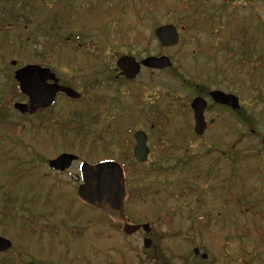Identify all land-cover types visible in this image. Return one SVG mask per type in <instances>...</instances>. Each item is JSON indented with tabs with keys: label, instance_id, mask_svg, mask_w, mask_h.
<instances>
[{
	"label": "rangeland",
	"instance_id": "rangeland-1",
	"mask_svg": "<svg viewBox=\"0 0 264 264\" xmlns=\"http://www.w3.org/2000/svg\"><path fill=\"white\" fill-rule=\"evenodd\" d=\"M222 1L227 3L222 16L210 18ZM255 2L256 8L246 11V0H0V22L9 12L21 16L15 30L0 31V235L14 245L0 254V264H158L156 256L183 264L193 260L195 247L209 254L206 264H264V75L258 74L256 84L248 65L238 71L225 57L228 41L239 37L252 38L254 53L264 54V0ZM247 13L253 16L249 20ZM167 23L177 26L181 38L171 48L161 47L154 35L158 24ZM46 39L53 42L45 51L51 68L78 92L122 55L163 54L173 69L145 73L121 95V105H109L114 90L103 83L80 101L57 100V125L39 128L38 118L30 123L7 107L14 83L8 76L16 69L8 64L12 59L18 67L41 63L46 47L40 42ZM178 73L183 81L174 77ZM196 83L236 94L246 113L210 110L217 122L203 138L187 143L192 134L186 121L192 118L180 108L191 96L186 85ZM137 94L160 101L157 132L168 146L164 155L171 157L164 164L186 158V169L151 173L163 156L151 135L147 172L130 181L135 188L126 213L131 223L151 224L155 248L150 250L143 240L151 234L125 235L122 223L106 220L78 199L80 162L65 172L48 167V160L62 152L89 162L120 157L132 139L128 130L148 132L149 106L138 118L132 101L142 106L143 100L139 105ZM100 95L106 103L96 105ZM80 110L87 111L84 127L62 134V125ZM207 166L212 172L204 187L200 173Z\"/></svg>",
	"mask_w": 264,
	"mask_h": 264
},
{
	"label": "water",
	"instance_id": "water-1",
	"mask_svg": "<svg viewBox=\"0 0 264 264\" xmlns=\"http://www.w3.org/2000/svg\"><path fill=\"white\" fill-rule=\"evenodd\" d=\"M156 36L164 47L175 45L179 36L174 26L164 25L156 30ZM11 64L16 66V62ZM142 64L150 68H166L171 66L168 57H148L142 61ZM118 66L123 74L133 78L140 70L141 65L130 56H123L118 60ZM15 79L20 85L21 92L29 97V103H16L15 108L21 113H34L37 109L49 106L55 99L58 92H63L71 98H78L79 94L69 87L60 86L57 83L55 74L49 68H43L39 65H27L15 72ZM48 80H53V84H48ZM211 96L216 103L225 104L232 108H239V100L233 94H226L222 91H213ZM207 102L202 97H196L192 101V109L195 116V131L201 135L204 133L206 123L204 120V110ZM136 145L134 155L139 162H145L149 154L147 146V136L143 131L135 133ZM77 156L69 153H63L57 158L50 160L49 166L55 170H65L69 168ZM82 183L78 188L80 199L93 208L102 211L105 215L114 220L125 221L123 232L132 235L142 229L145 233L151 230L150 224H130L126 222L125 215V180L122 167L115 161H103L91 165L83 162L80 167ZM152 245L150 238L144 239V247L149 248ZM12 246L10 240L0 236V253L6 252ZM199 253L198 249H195ZM207 258V254H203Z\"/></svg>",
	"mask_w": 264,
	"mask_h": 264
},
{
	"label": "flooded vegetation",
	"instance_id": "flooded-vegetation-1",
	"mask_svg": "<svg viewBox=\"0 0 264 264\" xmlns=\"http://www.w3.org/2000/svg\"><path fill=\"white\" fill-rule=\"evenodd\" d=\"M222 2L223 3L220 5V8L216 11L215 14L214 13L211 14L210 15V18L213 17L214 19H216L215 17H217V19H218V18H220L222 16L223 10L227 6L226 1L225 2L222 1ZM246 2L247 3L244 4V7L246 8V11L247 10L251 11L254 8H256L255 6L257 5V2H255V0H246ZM246 15L248 16V18L246 17L248 20L250 18L249 15L252 16V14H250V13H247ZM182 29H184V28H182ZM240 38L241 37H239V41H237V40L234 41L233 39H231V40L228 41L227 46L226 47L224 46L225 47V50L228 51V53H229V54H227V53L225 54V57L227 58V60L230 61V62H233L234 64H237V66L235 67V69L238 68V66L242 62L241 57H240L241 52L244 51V53L246 55L247 54H251L252 53V48H253V43H254V40L252 38H250L249 40H247V38L245 37V39L242 40V41H241ZM234 42H238V44H237L238 46L236 48H233ZM141 51L145 52V50H143V49ZM160 55L161 54H158L156 56H160ZM148 56H152V55L151 54H148V55L142 56V57H137V56H134V57H135V59L138 62H141L144 58H146ZM250 62H251V60H249L246 57L245 60H244V64H248ZM239 68H240V66H239ZM161 72H162L161 69H153V68H148V67H145V66H141L139 72L133 78H129V77H127L126 75H124L122 73V70L121 69H119V67L117 65V60H116V62L114 64L112 63L110 66L106 67L105 68V71H102V72L99 73V76L100 77H97L95 80H93V84L91 86H90V83L86 82V85L83 86L85 88L84 92H82V91H79L78 92L76 90L80 94V97L78 99L73 100V99H70L67 96L63 95L62 93L58 94L55 102L50 107H48L47 109L43 110L44 116H45L44 125L46 127L56 126L57 125V124L54 123V115L55 114L53 112V109H54V107L56 105L57 100L65 99L66 101H73V102L80 101L85 96L86 92L89 91L90 88H93V87H96L97 88V86L102 87L101 83H103L104 85H107L109 87H112L113 90H114L113 91V94H112V99H110L109 102H108L109 105L111 107L114 104L121 105V103H120L121 95H124L126 93L129 94V88L131 87V85L137 83L142 78V76L145 73H148V74H150L152 76L153 75L155 76L156 74L161 73ZM174 77L176 79L180 80V81H183V80L179 79V78H183V77L180 76V73L175 74ZM57 78H58V83L60 85L70 86L67 83H64L63 81H61V79L58 76H57ZM96 84H98V85L96 86ZM139 85H142V84L139 83ZM184 85H186V84H184ZM186 86H189L188 87V92L191 93V96L190 97L193 96V98H194L196 96L197 97L198 96H201V97H203V98L206 99L207 106H206V109L204 111V117H205V121L207 122V128L208 129H209V125H213V124H215L217 122V120L215 119L216 117H210V116H208V112L210 110H214L216 108V110H218V109H220V110H227V111H229L231 113L239 112L240 111V110L234 111V110H232L228 106L219 105V104H216V103H214L212 101V98L210 96V92L212 90H224L226 92H230V91L226 90L225 88H211L208 85H206V84L203 85L201 83H196L195 85L191 84V85H186ZM70 87H72V86H70ZM146 87H147V85L146 84H143L142 89H146ZM73 89H75V88H73ZM230 93H232V92H230ZM137 95H138V98L141 97L140 100L138 101L139 102V105L141 104V101L143 100L142 106H138L137 104H135L132 101L133 105L141 113V115L138 116V118L139 117H142V109H143V107H148L149 106L148 113L150 115L149 114H146V121H147V126L149 127V130H148V133H149V136H148V145H150V147H151V143L149 141L151 139L152 132L155 134L156 131L158 129H160V120H159L160 115H161L160 101H158V100H156V101L155 100H150L151 94H148V95H150L149 98H147V95H145V96H143V95L141 96V94H137ZM155 95H157V93H155ZM190 97L189 96L187 98L184 97V99H183L184 106H182V107H184L183 110H187L188 107L191 108V102H192L193 98L191 99ZM95 98H96V105L99 104V103H104V104L106 103L105 98L103 96H101V95L100 96H96ZM128 102H129L128 99H126L125 100V106L124 107H126V105H127ZM127 109H129V108H127ZM73 112H74V118L71 121L65 122L62 125V128L60 130L65 131L66 128H68V127H79V126L80 127H84V124L86 123L85 122V120H86L85 117L87 116V111L80 110V111H73ZM73 112H71V113H73ZM71 113H69L70 114V117L72 116ZM192 115H193L192 116V121L191 120L190 121L188 120L186 122H187L188 125L189 124H191V125L193 124V126H194V122L195 121H194V114H193V112H192ZM135 120H133V121H135ZM133 121H131V123ZM62 123H63V120L61 121L60 126H61ZM131 123H130V125H131ZM141 127H143V126H141ZM128 132L130 133L131 132V129L128 130ZM197 138H199V137H194L193 140H196ZM132 141H133L134 146H135V138H134V135L132 136ZM122 151H123V157L124 158H127L128 159V158L134 157V152H133L134 151V147L130 148V146L127 144V146H125V147L122 148ZM95 154L96 153L94 152V156H95ZM235 156H237V155H235ZM78 157H79L78 160H76L75 162H73L72 165H71V167L75 163H77V162H80L81 163L83 160L86 161V159L81 160L79 155H78ZM104 158H112V157L111 156H106V157H99V158H95V159L98 160V159H104ZM174 158L175 159H179V157H177V156H174ZM87 162L91 164V163L94 162V160H93V162H89L87 160ZM235 162H236V160H235ZM208 167L209 166H207V169H208ZM70 168L68 170H70ZM68 170H66V171H68ZM202 178H204L203 185L205 187L207 185V184L205 185V181L207 180V177L205 176V177H202ZM77 181H79V183H78V186H79V184L81 183V180L79 178V175L77 176ZM235 202L238 203L236 201V199H235ZM91 208H93V207H91ZM127 218L129 219L128 216H127ZM76 232H78V231H76ZM76 232L72 231L71 234L73 236H75V235H77V236L79 235L80 236V234L79 233L77 234ZM152 240L154 242V240H155L154 237H152ZM154 248H155V246H154Z\"/></svg>",
	"mask_w": 264,
	"mask_h": 264
},
{
	"label": "trees",
	"instance_id": "trees-1",
	"mask_svg": "<svg viewBox=\"0 0 264 264\" xmlns=\"http://www.w3.org/2000/svg\"><path fill=\"white\" fill-rule=\"evenodd\" d=\"M19 17H21V16H19ZM19 17H16L14 12H9L8 16L6 18H2L1 19L0 31L9 30L10 28L15 30L19 26V24H18V22L20 21ZM26 20H27V18H26ZM57 41H60V40H57ZM40 44L42 46L46 47V48L43 49V51L40 52V54H41L40 56L42 58L41 63L44 64V65L46 64V65L50 66V64L48 63V60H47V57H46L47 55H46L45 51L48 50V48H51V49L53 48V42L51 40H49V39H46V41H41ZM36 55H38V54H36ZM246 57L249 60L251 59L250 55H248V54L246 55L245 53H243L242 54V61L243 62H244ZM242 66H244V65H242ZM8 67H11L10 64H8ZM251 69L252 70H251L250 74H252V75H255L257 72H260L262 74L264 72V56L258 57L254 62H251ZM12 76L13 75H10L8 77L10 79H12L13 78ZM5 90H6V86L4 85L2 92H4ZM20 97H21V93L18 90L17 84L14 82L13 83V89L10 92V96H9L8 101H7V105H8L7 107H8L9 110L12 109V104L14 103L15 99L16 98H20ZM42 113H44V112H42ZM241 113H246V112H245V110L242 109ZM40 120H42L41 116H40ZM72 128H74V127H72ZM258 155L257 154H251V156H258ZM121 161L124 163L126 172H128V174L131 176V180L136 175H139V174L145 172V170H143L145 168V165H143V164H138L134 160H121ZM164 168H166V169H164ZM154 169L155 170L162 169V170H165V171H169V170L174 169V166L170 165L169 163L166 164V165L163 164V163H160L159 164V168H157V169L154 168ZM132 175H134V176H132ZM130 188H131L130 189L131 190L130 191V195H133L134 194L133 187H130ZM143 197L144 196L142 195L141 198H143ZM130 199H132V197H129V202H130ZM32 230H34V229H32ZM31 232H33V231H31ZM160 264H168V263H166L165 261L161 260ZM191 264H197V262L194 261Z\"/></svg>",
	"mask_w": 264,
	"mask_h": 264
}]
</instances>
